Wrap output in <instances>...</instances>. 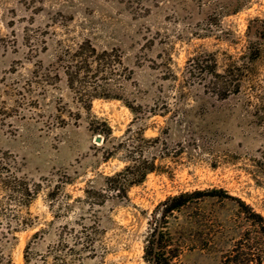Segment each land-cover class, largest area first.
Segmentation results:
<instances>
[{
  "label": "rangeland",
  "instance_id": "rangeland-1",
  "mask_svg": "<svg viewBox=\"0 0 264 264\" xmlns=\"http://www.w3.org/2000/svg\"><path fill=\"white\" fill-rule=\"evenodd\" d=\"M210 188L264 216V0H0V264H147ZM163 221L175 264L263 245L228 198Z\"/></svg>",
  "mask_w": 264,
  "mask_h": 264
},
{
  "label": "trees",
  "instance_id": "trees-1",
  "mask_svg": "<svg viewBox=\"0 0 264 264\" xmlns=\"http://www.w3.org/2000/svg\"><path fill=\"white\" fill-rule=\"evenodd\" d=\"M83 44L79 45L75 50V53L72 54V61L76 60L77 62L80 57H82L83 52L80 51ZM83 49V47H82ZM92 54L88 57H83L80 62L83 64L82 71L86 70L88 72L92 64H96L100 61L105 60V57L110 56V54L105 51L98 55L95 54L94 49L91 50ZM74 59V60H73ZM108 64V62H106ZM69 67V66H68ZM92 97H97L92 95ZM121 174V173H119ZM15 192L20 195H27L25 199V204L29 202L28 198L31 194L28 190V183L22 180L21 178H16ZM207 197H216V198H228L234 200L240 212H242L246 219H248L252 225L258 228L259 236L263 241V245H251L249 240L247 242L238 241L234 247L231 249L232 253L228 256L229 260L226 261V264H264V216L255 211L249 204L245 203L238 197L228 194L225 190L221 188H210L206 190H194L191 192H182L173 196H169L164 201L160 202L158 209L160 212L157 213V210L154 211L152 219L150 220V228L147 232V235L144 239L143 245V258L147 264H175L174 257L177 256L175 251V246L172 242V238L166 228V225L163 220L167 215L173 211L179 210L182 206L188 204L189 202L199 200L201 198ZM157 214L159 215L157 217ZM257 244V242L255 243Z\"/></svg>",
  "mask_w": 264,
  "mask_h": 264
}]
</instances>
